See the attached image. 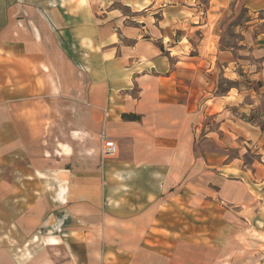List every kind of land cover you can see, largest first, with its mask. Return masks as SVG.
I'll use <instances>...</instances> for the list:
<instances>
[{"label": "crops", "instance_id": "0c3cea01", "mask_svg": "<svg viewBox=\"0 0 264 264\" xmlns=\"http://www.w3.org/2000/svg\"><path fill=\"white\" fill-rule=\"evenodd\" d=\"M236 3L264 12V0H0V264H198L200 245L213 260L218 250L228 264H264V127L229 119L240 91L198 96L216 74L264 90V32L241 42L255 69L219 47L216 25ZM57 103L77 108L78 138L104 133L119 154L57 173L56 198L17 192L23 179L55 183L48 156L24 175L23 152L24 127L43 134L63 116L49 110ZM201 134L222 152L202 157ZM200 217L208 244L182 236L203 232Z\"/></svg>", "mask_w": 264, "mask_h": 264}, {"label": "rangeland", "instance_id": "374dc122", "mask_svg": "<svg viewBox=\"0 0 264 264\" xmlns=\"http://www.w3.org/2000/svg\"><path fill=\"white\" fill-rule=\"evenodd\" d=\"M92 2H95V0H92ZM145 4H148V2H146ZM205 6V2H200L199 16H201V11H204ZM118 7L121 9V13H127L125 9L121 8L120 4ZM186 16L189 17V13H187ZM156 17L159 18V16ZM262 32H264V12L249 13L248 10H245L243 8V5L241 3L232 4L230 10H227L225 12L224 16L218 21L216 25V33L219 37L218 41L220 49H225L228 52L232 53L234 59L237 61L238 64L252 65V69H255V62H253L249 52L252 47L251 45L244 46V42H241L244 41L247 33H251V35H253L254 37L255 35ZM197 36H199V34ZM183 44L186 49L190 50V46L189 44H187L185 38H183ZM239 72H241V69L237 68V73ZM204 78L206 80H209L208 76ZM214 80L217 82L214 86H207L205 85V82L200 79V84L204 86L203 90L199 89L198 91V96L200 97V99L203 100L204 98H211L212 96L219 97L221 95L226 94L228 91H231V98H236L234 95H236L237 91H240L242 92V99L239 100L238 98H236V100L233 101L232 104L227 106V113L229 119L231 121H234L232 117L237 118L239 120L244 119L253 124H256L259 127H264V90L261 89V82L252 81L241 74L240 76L238 75L236 78H234L233 81H228L219 75L217 76L216 74ZM70 92L71 97L75 95L77 96V93L74 92V90H70ZM70 100L72 101V99ZM204 105L205 104L203 103L201 105V108H203ZM208 107H214L213 103H209ZM215 107L218 110V106ZM52 109L53 107L49 106L50 111H53L55 113L61 112L63 113V116H59L61 120H57L58 116L56 115V119L54 121L44 122L46 123V131H44L43 134L38 131H35L34 137H31L30 134L26 133V127H24L25 146L23 152V172L24 175L27 173H32V168L29 167L30 163H33L36 169H38L37 171L41 172L43 167L47 165L46 161L44 160L46 159L45 156H48L49 159L47 162L48 167H50V176L54 177L53 181L55 183H49L47 178L41 177L42 179L39 182H32V184H24L25 180L23 179V183L21 185L16 186L18 190L17 192L21 191L23 194H34L38 192L40 194L41 192L48 191L50 193L55 194L56 198L59 187L61 185L60 180L56 179L57 173H62L63 171L68 170L66 167L69 168L70 166H72L71 168H74V166L79 167L83 165H87L88 167L92 166L96 164L98 158L99 163L103 161L100 157H98L100 144H97L96 141H93V139L88 137H84L82 139L78 138V133L74 132L78 130L77 108L71 107V109L68 110V106L64 107L61 103H57L54 105V110ZM217 124L218 119H216V121H213L212 119L204 120V125H209L210 129L216 128ZM228 126L232 127L234 130H239L238 127L233 125L231 122H228ZM201 136L202 134L198 138V144L196 145V149L198 150L200 155H202V157H204L205 155L207 156V154L222 152V145H220L221 143H218L217 136H214V139H207V137H203V139H201ZM222 137L223 136L221 135V138ZM230 138L234 140V135H231ZM61 144H66L67 147L69 146L70 148H68L71 151L69 150L68 153L63 152L64 154L57 152V147H60ZM84 149H86L88 153H86ZM235 152L236 151L232 152L231 157L236 155ZM246 161H249V159L246 158ZM260 171L262 172L264 178V170L260 169ZM12 187L13 190H10L9 186H7L8 191L14 192L15 187ZM31 203V200L28 198L26 200H22V210L30 211ZM189 223L190 222H188V225ZM206 223V219H202V217H200L198 224L199 229H203V232L200 231L198 234L192 235L188 231V227H184V232H182V236H184V239H186V237L196 236L193 238L199 239L200 244L210 243V238L213 237V234L210 231H207L209 226L207 227ZM221 223L222 221L216 220L214 222L215 228L217 229L218 225ZM186 225L187 222L184 221V226ZM209 229H213V227L211 226L209 227ZM148 245L159 249L158 245L154 246L150 243ZM216 246L217 248H221L222 243L216 242ZM163 247H166V245H164ZM238 248L239 246L233 243L226 245V249L228 251L235 252ZM214 254L215 260H213L212 258L213 254L210 253L208 256L206 248H203V245H200L198 249V256L194 257V259L198 260V264L227 263L223 262L222 254L218 255V250H216ZM189 256V253H187L186 256L184 254V257ZM228 260L229 259H227V261ZM246 261H241L239 262V264H244V262Z\"/></svg>", "mask_w": 264, "mask_h": 264}, {"label": "built area", "instance_id": "2783aa9c", "mask_svg": "<svg viewBox=\"0 0 264 264\" xmlns=\"http://www.w3.org/2000/svg\"><path fill=\"white\" fill-rule=\"evenodd\" d=\"M98 140L100 143L99 155L101 160L114 158L118 154V145L104 133L98 136Z\"/></svg>", "mask_w": 264, "mask_h": 264}, {"label": "bare ground", "instance_id": "6f19581e", "mask_svg": "<svg viewBox=\"0 0 264 264\" xmlns=\"http://www.w3.org/2000/svg\"><path fill=\"white\" fill-rule=\"evenodd\" d=\"M76 137V136H75ZM63 149H64V151H66L67 153L69 152V149H67V147L64 145L63 146ZM92 153V152H91Z\"/></svg>", "mask_w": 264, "mask_h": 264}]
</instances>
